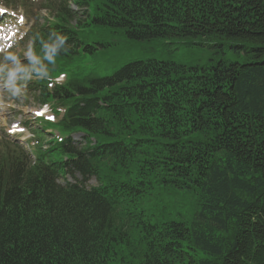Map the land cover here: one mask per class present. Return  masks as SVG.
I'll list each match as a JSON object with an SVG mask.
<instances>
[{
	"label": "trees",
	"instance_id": "1",
	"mask_svg": "<svg viewBox=\"0 0 264 264\" xmlns=\"http://www.w3.org/2000/svg\"><path fill=\"white\" fill-rule=\"evenodd\" d=\"M73 1L83 20L61 0L31 34L55 65L91 25L220 51L190 66L136 58L42 95L72 107L66 138L0 166V264H264V0ZM79 131L81 147L67 138Z\"/></svg>",
	"mask_w": 264,
	"mask_h": 264
},
{
	"label": "rangeland",
	"instance_id": "2",
	"mask_svg": "<svg viewBox=\"0 0 264 264\" xmlns=\"http://www.w3.org/2000/svg\"><path fill=\"white\" fill-rule=\"evenodd\" d=\"M68 7L72 12H75V17L83 20L85 17V11L80 10L74 4V1L68 0ZM58 9L59 6H53L52 9ZM17 14H21L18 12ZM39 14V12L37 13ZM40 17H46L47 13L45 11L40 12ZM4 20H9L8 15L4 14L2 16ZM16 21L12 20V25H0V34H9L13 38L14 47L5 59L9 56L17 63L21 64L26 60L27 54L26 50L29 46V42H20V36H17L13 27L17 28L19 20L18 17L15 18ZM1 21V20H0ZM12 31V32H11ZM83 34H81L79 41L82 45L94 46L97 50L91 54L83 53L82 66L88 69H97L100 72L102 69L111 68L117 69L125 63V59L128 57L140 58V59H153L163 62H173L175 64L190 66L201 63L205 58H207L212 52L220 51L217 48H207V47H195L193 49H178L176 47L165 45L164 43H151V44H140L139 42L128 41L121 38L118 35L111 34L105 30H96L93 27H87L83 29ZM101 44V45H99ZM101 46H106L105 48ZM216 56H221L218 53ZM227 58H231L230 54H227ZM9 65L6 68H10ZM22 71H8L4 72L0 70V147L10 146L12 143L4 144L6 137L12 135L10 129L14 125L18 124L19 132L18 138L23 140L27 139V144L16 140L19 146L24 148L29 154L33 152V138L28 136L30 130L39 129L41 127L40 123L37 124L35 113L41 108L40 104L35 100V94L30 93L25 88H21L24 82L30 80V77H25L27 72L25 66L21 64ZM14 73V75H12ZM2 75V76H1ZM6 84V85H5ZM49 114V113H48ZM43 118L50 119L44 114ZM36 122V123H35ZM40 125V126H39ZM24 128V129H23ZM44 133V134H49ZM8 134V135H7ZM16 136V135H14ZM24 137V138H23ZM75 137V140H79V137ZM23 138V139H22ZM47 138L45 142L48 140ZM18 147V146H17ZM62 182V180H60ZM88 186L96 185L93 179L87 183ZM182 204L179 200L177 202ZM172 211L179 212L178 208L172 209Z\"/></svg>",
	"mask_w": 264,
	"mask_h": 264
},
{
	"label": "snow or ice",
	"instance_id": "3",
	"mask_svg": "<svg viewBox=\"0 0 264 264\" xmlns=\"http://www.w3.org/2000/svg\"><path fill=\"white\" fill-rule=\"evenodd\" d=\"M23 18H21V22H22ZM42 113L38 114V115H41Z\"/></svg>",
	"mask_w": 264,
	"mask_h": 264
},
{
	"label": "clouds",
	"instance_id": "4",
	"mask_svg": "<svg viewBox=\"0 0 264 264\" xmlns=\"http://www.w3.org/2000/svg\"><path fill=\"white\" fill-rule=\"evenodd\" d=\"M12 75H14V73Z\"/></svg>",
	"mask_w": 264,
	"mask_h": 264
}]
</instances>
